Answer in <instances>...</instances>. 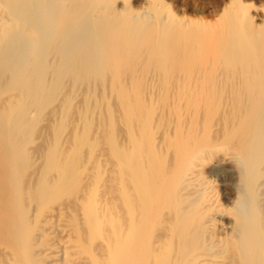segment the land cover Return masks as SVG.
<instances>
[{"label": "bare ground", "instance_id": "1", "mask_svg": "<svg viewBox=\"0 0 264 264\" xmlns=\"http://www.w3.org/2000/svg\"><path fill=\"white\" fill-rule=\"evenodd\" d=\"M0 264H264V0H0Z\"/></svg>", "mask_w": 264, "mask_h": 264}, {"label": "rangeland", "instance_id": "2", "mask_svg": "<svg viewBox=\"0 0 264 264\" xmlns=\"http://www.w3.org/2000/svg\"><path fill=\"white\" fill-rule=\"evenodd\" d=\"M188 13L190 15H193V12L191 11H189ZM210 166H212V168H210L209 171L212 180H214L217 193H219V199H221L222 203H224V206L230 207L231 204L228 202L226 203L225 200L228 197V192L230 188L229 185H232L234 183L231 177L228 176L229 174L234 172L232 163L228 159L226 160L225 158L219 157L217 159H214L213 161H210L209 167ZM233 198L234 197H232V199ZM230 219V217L226 218V216L224 217V215H219L218 220L220 230L229 231L231 227Z\"/></svg>", "mask_w": 264, "mask_h": 264}]
</instances>
